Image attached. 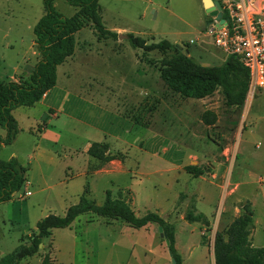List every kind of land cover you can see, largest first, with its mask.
Returning a JSON list of instances; mask_svg holds the SVG:
<instances>
[{
  "label": "rangeland",
  "instance_id": "rangeland-1",
  "mask_svg": "<svg viewBox=\"0 0 264 264\" xmlns=\"http://www.w3.org/2000/svg\"><path fill=\"white\" fill-rule=\"evenodd\" d=\"M55 6L66 16L77 9L67 0H55ZM100 7L105 26L118 36L99 37L91 26H85L75 34L77 52L81 56L82 51L92 49L90 46L101 47L108 54L121 53L119 59H112L108 68L82 59L63 66L71 68L74 77L96 76L101 71L113 74V84L126 80V84L114 86L116 90L102 89L96 83L94 87L115 96L116 101L124 102L126 95L130 100L142 101L130 109L133 120L141 126L127 130L124 124L122 131L131 140L136 138L137 145L148 152L127 155L123 147H115L108 152L118 157L107 163L91 156L94 175L86 180L85 175H79L85 164L81 154L66 157L51 169L31 168L26 154L33 150L38 131L22 132L0 150L2 159H9L13 151L20 153L19 160L28 168L25 186L11 200L0 203V255L30 242L42 218L65 215L71 205L79 202L86 185L87 195L98 204L105 201L110 189L114 198L128 201L137 215L156 211L174 222L179 252L188 263L216 264V233L226 231L247 202L254 211L250 237L255 246H264V88L252 100L246 99L243 106H228L220 89L205 99L178 95L176 105H171L174 93L160 79L158 69L162 59L174 51L144 52L125 36L133 33L148 42L167 39L174 44H188L196 60L200 61V56L207 59L205 46L220 47L206 33L212 16L206 12L203 0H100ZM44 12V0H0V80H9L15 72L27 71L40 60L33 29ZM134 51L144 52L149 83L140 77L142 67H134ZM124 53L125 59H121ZM121 62L126 65L119 68L116 64ZM137 83L145 86L144 91L133 87ZM161 88L172 108L166 103L163 110L158 107L156 95ZM66 98L76 100L73 94ZM69 127V134L65 131L62 139L64 146L82 147L87 135L79 126L75 130ZM114 128L120 133V121H115ZM6 134L0 125V137ZM155 151L158 154L153 156ZM135 159L141 161L139 170L134 166ZM66 163L74 169H68ZM185 165L200 166L204 172L196 177L185 170ZM47 176L50 180L44 179ZM190 204L203 212L208 222L185 220ZM46 260L48 264H171L172 256L158 224L134 228L120 219L88 212L70 227L54 228L52 235L43 239L40 250L19 264H43Z\"/></svg>",
  "mask_w": 264,
  "mask_h": 264
},
{
  "label": "trees",
  "instance_id": "trees-1",
  "mask_svg": "<svg viewBox=\"0 0 264 264\" xmlns=\"http://www.w3.org/2000/svg\"><path fill=\"white\" fill-rule=\"evenodd\" d=\"M77 9L72 16H66L55 6V0H44L45 12L34 26V44L41 58L28 78L0 80V125L6 129L5 137H0V150L14 142L20 132L18 120L13 110L20 106H33L57 82V67L72 56L76 49L75 34L85 26H91L99 37L112 35L105 26L101 14L100 0H67ZM135 48L144 52L158 50L165 56L159 66L161 78L168 89L184 98L202 99L213 95L218 89L224 94L228 106H243L246 102L250 72L238 56L230 54L221 65L205 66L197 62L185 50L167 39L148 43L145 38L128 34ZM187 47L188 44H186ZM107 142H94L88 153L107 163L118 157L108 152ZM185 170L194 176L203 174L197 165H185ZM28 168L17 157L0 158V203L9 201L27 182ZM89 188L80 196L78 203L71 205L65 215L49 214L37 223L38 233L30 242H24L12 252L0 256V264H19L23 259L35 254L44 238L52 235L54 228L70 227L82 214L93 212L98 216L120 219L131 227L142 228L150 223L163 227L169 240V251L176 261L171 264H186L176 247V224L156 211L137 215L128 201L114 198L112 190L106 191L102 204L87 195ZM184 219L189 222H208L207 216L198 211L194 204L187 208ZM254 228V211L250 202L243 205L242 212L231 222L226 231H218L215 237L216 264H264V246H255L250 237ZM43 264H48L44 261Z\"/></svg>",
  "mask_w": 264,
  "mask_h": 264
},
{
  "label": "crops",
  "instance_id": "crops-1",
  "mask_svg": "<svg viewBox=\"0 0 264 264\" xmlns=\"http://www.w3.org/2000/svg\"><path fill=\"white\" fill-rule=\"evenodd\" d=\"M207 35L211 37L208 33ZM198 40L199 38L197 39V41ZM148 43H152V42H148ZM115 46L118 47L117 45H114V47ZM90 47L92 49L88 51H82L81 56L78 54L76 47L74 54L68 57L66 61H64L62 64L58 65L57 82L55 87L49 90L39 102H37L33 106H20L13 110V114L18 120V124L20 128V132L18 133L17 137L22 132L25 131L29 133H34L35 131L36 132L38 131L37 134L38 140L34 145L33 150L26 154V157L29 159L28 163L32 165L31 168L37 166L40 169L43 168L51 169L52 168L51 166L60 165L62 161L66 160V157L69 156L73 157V155L75 154H77V156L81 154L82 156H84L85 164L83 170L79 172V175H85L86 180H88V176L94 175L93 171L90 170L91 155L88 153L90 147L94 142H107L110 145L109 150H111L112 152L113 150H116L115 147L117 148L123 147L124 149L123 152L126 153L127 155L132 152L133 153L140 152L143 154H146L148 152L146 148L137 145L136 138L131 140L130 138L125 136L124 133L125 131H122L124 128V124L126 125L127 130H130L132 127L136 129L138 128L137 125H139V127L141 126L140 123H137L135 120H133L132 116L130 115V111H131L130 109L140 106L142 101L139 99H136V101L130 100L128 98L129 95L125 96L124 102L120 100L116 101L115 96L110 97L105 93L100 92L99 89H96L94 87V83H96V84H100V87L102 89H103L102 86H104L107 90L109 88H111L112 90H116L114 86H118L120 84H126L127 83L126 80L120 81V84L118 83L113 84V74L104 75L103 72L101 71H99V73L96 76L90 75L89 77H74L75 74L73 70L69 67L66 68L63 66L64 63L72 64L75 63L77 60L82 59L84 60V62L93 61L101 66H106L105 68H108V65L112 66L111 60L119 59V56L121 55V53L119 52L117 54L105 53L101 47H97L96 49L92 46ZM205 47L206 48L204 49H207L206 51L208 52V55H207V59L204 60L207 63H204L202 56L199 57L200 61H203L200 63V61L196 60L189 53L197 62H199L202 65L205 66L221 65L226 61V59L229 56V54L225 52L223 49L220 50L221 48L218 50L215 48V46H211L210 48L207 46ZM78 49L80 50L82 49V47ZM143 54L144 52L141 53L140 51H134L133 63H134V67L138 69L142 67L140 69V72L142 70L141 73L143 74L140 77L145 78L143 81L144 83H149L150 80L148 79L150 78H148L149 75L147 72L149 66L147 62L142 59ZM197 56H199V54H197ZM124 57H125V53L123 56H121V59H125ZM40 58L41 57H39V59ZM217 59L221 61H218ZM212 60L218 61V64L210 63ZM116 65H118V67L121 68V66H125L126 64L121 62L120 64H116ZM116 65L114 66L117 67ZM34 66L30 67V69L27 71L23 70L21 72H15L14 75H11L9 77L10 78L9 80H19L22 77L28 78ZM62 66L63 69L60 72ZM101 66L97 65V67H101ZM107 73H109V71H107ZM159 77L162 80L160 71H159ZM158 84L160 85V87H162L160 83ZM133 87L136 90H139L140 92L144 91L143 89L145 88L144 85L142 87V85L140 86L138 83ZM94 90L95 93L93 94L89 93L90 91H94ZM69 94L74 95V97L76 98L75 102L72 101V98L69 100L66 98V96ZM87 95L89 97H86ZM112 98H115V100H113ZM176 98H178V94H172L170 96V102L172 103L169 104L176 105L175 104ZM156 101L158 103V107H161L162 110L164 107V103H166V105L168 104L166 102L167 99L163 97L162 88L156 95ZM169 104L168 106L172 108V106ZM117 120L120 121V123L122 124L120 133L115 131L114 128L115 121ZM112 124H114V126ZM74 125L79 126L83 129V133L87 135L86 142L84 145H82V147L77 145L78 147L66 148L62 140L63 137L65 136L66 133L65 131H67L69 134V130L66 127L70 126L69 128H71V130H75L76 128ZM17 137L14 141L17 140ZM119 141L121 143L119 144L115 143ZM157 152L158 151H155L153 153V156L154 155L156 156L158 154ZM19 155L20 153L13 151L11 157L20 158ZM127 158L128 156H126L125 160ZM135 162L136 163L134 164V166L139 170L141 166L140 165L141 161L135 159ZM69 164L66 163L67 165L66 167L70 170H73L74 168H72ZM76 175L78 176L77 173ZM44 179L50 180V177L47 176ZM63 181L66 180L63 178ZM176 247L179 251V248L177 246V240H176ZM183 259L186 264H193V263H188L184 256Z\"/></svg>",
  "mask_w": 264,
  "mask_h": 264
},
{
  "label": "built area",
  "instance_id": "built-area-1",
  "mask_svg": "<svg viewBox=\"0 0 264 264\" xmlns=\"http://www.w3.org/2000/svg\"><path fill=\"white\" fill-rule=\"evenodd\" d=\"M224 23L212 16L207 33L249 69L247 101L264 88V0H223Z\"/></svg>",
  "mask_w": 264,
  "mask_h": 264
},
{
  "label": "water",
  "instance_id": "water-1",
  "mask_svg": "<svg viewBox=\"0 0 264 264\" xmlns=\"http://www.w3.org/2000/svg\"><path fill=\"white\" fill-rule=\"evenodd\" d=\"M206 12L208 14H210L211 16H215L216 19L220 20L221 23L225 22V19L223 18V12H222V4L220 0H203ZM122 37V36H121ZM125 37H128L125 36ZM176 46L180 49V50H185L186 53H190L189 48L186 46V44L183 43H177ZM160 230L162 232V236L164 238H166L167 240V244H169V240L167 239V234L166 232L163 230V227L160 226ZM42 246V243L39 246V250ZM5 254H2L0 256H4ZM176 260L173 258L172 262L174 263Z\"/></svg>",
  "mask_w": 264,
  "mask_h": 264
}]
</instances>
